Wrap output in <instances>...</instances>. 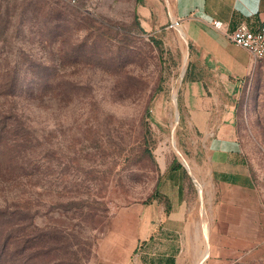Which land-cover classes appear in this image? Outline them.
I'll list each match as a JSON object with an SVG mask.
<instances>
[{
	"label": "rangeland",
	"instance_id": "obj_1",
	"mask_svg": "<svg viewBox=\"0 0 264 264\" xmlns=\"http://www.w3.org/2000/svg\"><path fill=\"white\" fill-rule=\"evenodd\" d=\"M175 21L168 0H0V264H142L165 160L189 177L182 264H264V59L217 90L253 186L245 236L216 254L187 163L205 137L182 114L195 73Z\"/></svg>",
	"mask_w": 264,
	"mask_h": 264
},
{
	"label": "crops",
	"instance_id": "obj_2",
	"mask_svg": "<svg viewBox=\"0 0 264 264\" xmlns=\"http://www.w3.org/2000/svg\"><path fill=\"white\" fill-rule=\"evenodd\" d=\"M168 2L173 19L180 22L181 34L192 50L195 75L184 88L181 110L205 137L202 145L205 153L203 158L195 156L186 162L204 191L208 245L217 254L232 236H245L246 197L253 186L246 156L237 137L233 106L231 104L226 112L220 111L222 101L217 90L230 82L238 85L252 69L254 58L246 49L231 42L229 34L239 24L257 29L264 22V0ZM213 20L223 21L224 27H214ZM221 114L223 116L218 117ZM219 119L223 121L218 122ZM172 164L173 160H165L164 173L157 183V220L150 227V232L157 230V235L152 243H145L147 251L141 253L145 257L142 264H182L183 252L190 244L193 222L189 177L182 163L174 167ZM198 234L201 246L205 235L200 226ZM145 252L156 257L143 256Z\"/></svg>",
	"mask_w": 264,
	"mask_h": 264
},
{
	"label": "built area",
	"instance_id": "obj_3",
	"mask_svg": "<svg viewBox=\"0 0 264 264\" xmlns=\"http://www.w3.org/2000/svg\"><path fill=\"white\" fill-rule=\"evenodd\" d=\"M77 2L79 0H69ZM179 26L180 22H174ZM214 27L222 29L224 23L221 20H213ZM229 39L234 44L246 49L255 60L264 59V22L257 28L252 30L246 24H239L230 34Z\"/></svg>",
	"mask_w": 264,
	"mask_h": 264
},
{
	"label": "trees",
	"instance_id": "obj_4",
	"mask_svg": "<svg viewBox=\"0 0 264 264\" xmlns=\"http://www.w3.org/2000/svg\"><path fill=\"white\" fill-rule=\"evenodd\" d=\"M10 94H12V93H10ZM7 117V115H6V113L5 112H3L1 109H0V118H6ZM1 124V123H0ZM0 129H1V125H0ZM179 163H175V162H173V164H172V166L174 167V166H176V165H178Z\"/></svg>",
	"mask_w": 264,
	"mask_h": 264
},
{
	"label": "bare ground",
	"instance_id": "obj_5",
	"mask_svg": "<svg viewBox=\"0 0 264 264\" xmlns=\"http://www.w3.org/2000/svg\"><path fill=\"white\" fill-rule=\"evenodd\" d=\"M209 254V249H207L202 257V260L205 259ZM202 263V262H201Z\"/></svg>",
	"mask_w": 264,
	"mask_h": 264
}]
</instances>
